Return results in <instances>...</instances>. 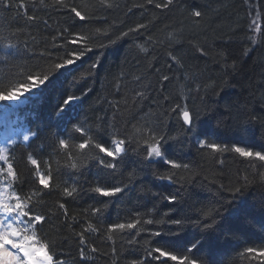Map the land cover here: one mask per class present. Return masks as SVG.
Masks as SVG:
<instances>
[{"label": "trees", "instance_id": "obj_1", "mask_svg": "<svg viewBox=\"0 0 264 264\" xmlns=\"http://www.w3.org/2000/svg\"><path fill=\"white\" fill-rule=\"evenodd\" d=\"M164 2L0 0V57L5 44L15 46L9 50L13 55L0 58V90L22 75L51 69L68 53L92 49L59 70L55 86L43 94L33 89L18 106L13 103L21 99L0 102V120L8 111L7 121L17 140L10 157L22 186L15 190L22 196L38 194L30 207L45 221L36 230L50 241L57 264H139L142 259L144 264H159L145 252L156 247L189 255L198 264H264L245 252L264 247V166L235 153L221 155L199 147V141L207 138L264 151V0H173L166 9L156 7ZM71 7L86 18L75 17ZM194 10L202 16L194 17ZM137 25L145 27L129 32ZM76 34L87 39L68 43ZM163 76L169 80L163 81ZM137 92L144 93L142 99ZM84 93L83 101L76 102L77 111L82 126L93 129L90 135L107 129L123 138L133 126H154L167 140L164 158L187 164L188 169L146 160L144 146L135 143L115 170L102 167L92 159L97 152L74 147L82 142L79 133H73L68 150L61 149L58 140L69 136L56 126L57 106L68 96ZM185 103L194 117L199 114L190 130L179 110L172 112L176 104ZM26 129L38 131L39 138L24 143ZM98 142L109 146L107 136ZM29 153L40 161L45 174L51 165L49 189L41 191L33 180L32 166L26 161ZM110 161L105 158V163ZM72 163L77 168H71ZM168 174L172 182L157 179ZM244 177L250 182L244 193L246 207L239 213L226 212L225 202L232 197L227 191L221 193L219 185L228 188ZM96 186L125 190L104 197L93 191ZM66 187L77 191L66 197ZM170 195H177L171 204L164 199ZM60 204L65 205L67 217ZM93 208L101 212L93 213ZM213 209L220 211L219 223L208 239L194 222L206 219L204 213ZM137 213L142 221L138 229H144L139 235L125 229L108 238L109 225L131 222ZM147 219L166 223L147 225L143 223ZM177 219L184 221L183 226L171 223ZM89 223L99 231H86L87 244L81 245L76 234ZM157 231L161 236L153 235ZM197 239L204 241L203 247L188 253ZM82 246L84 259L79 252Z\"/></svg>", "mask_w": 264, "mask_h": 264}, {"label": "snow or ice", "instance_id": "obj_2", "mask_svg": "<svg viewBox=\"0 0 264 264\" xmlns=\"http://www.w3.org/2000/svg\"><path fill=\"white\" fill-rule=\"evenodd\" d=\"M149 3L152 0H148ZM56 3H63V0H56ZM173 3V0H165L164 3L157 4L158 8H168ZM20 7H23L21 4ZM70 11L75 15V17L80 20H84L86 17L79 11L76 7H71ZM194 17H201L202 13L199 10H194L192 12ZM31 20H35V17H29ZM255 21L252 22V26H255ZM145 27L144 25H137L136 29H129V32L136 31L140 28ZM251 30V28H250ZM259 31V28H255ZM61 37L63 34H60ZM122 35L127 36L128 33H123ZM56 38L54 37L53 40ZM87 38L76 34V38L68 41L70 44H78L81 41H85ZM59 47H63L60 45ZM142 47V46H141ZM15 46L11 44L4 45V56L0 57L2 59L7 58L9 55H13L14 52L9 51L14 49ZM91 48H84L81 51H73L68 53V58H65L60 63H55L51 69L42 71L35 74L22 75L15 83H11L9 86L3 87L0 90V102L4 101H15L20 100L22 96L26 93H31L33 89L38 90L41 94L47 91L50 87H54L59 70L65 69L70 65H73L76 61L80 60L86 52L91 51ZM147 51L146 49H143ZM203 53V49H199ZM171 55V53L169 54ZM173 60H176L175 56H172ZM179 63V61H177ZM97 65H92L95 68ZM235 66V62H233ZM139 80V78H137ZM163 81H168V76L162 77ZM68 96L63 100L62 105L57 106L56 112V126L58 129L63 130L69 136V139L60 138L58 140V145L61 149L68 150L70 146V139L73 133H79L82 142L74 145V147L80 151L92 150L97 152V155L92 157L100 166L106 167L112 170L116 169V164L121 162L123 158L128 154L129 146L132 144L144 146L145 156L144 159L152 160H162L164 164L170 166L172 169H188L189 165L180 164L175 160H168L164 158L163 149L167 143L165 135H158L154 126H144L136 127L133 126L131 133H125L123 138H120V134L116 131H109L107 129H98L95 132V137L89 133L93 129L82 126L84 123L79 119V113L77 111V103L82 102L84 96ZM143 92H137L136 96L143 98ZM167 99V98H165ZM179 110V117L184 125L189 127L194 123V117L192 111L189 110L187 104H176L172 108V112ZM253 120L255 117L252 118ZM75 121V123H74ZM207 133L204 134L207 137ZM107 136V141L109 146H105V143L98 142L100 138ZM86 137V138H85ZM39 132L27 131L22 136L24 142H29L30 140L38 139ZM17 145V140L11 139L6 140L5 144L0 145V264H57L54 254L50 251V241L44 240L41 235L37 232V225L42 224L45 221V216L34 215L33 208L30 205L33 204V196L38 195L35 191L30 192L26 195H21L15 188L16 186H22L21 177L18 175L16 168L14 167L13 160L10 157V152L14 150ZM200 148H206L211 150L213 153L224 154V153H235L240 157L246 158L249 162L259 161L261 166H264V151H253L251 147L221 144L217 142H210L207 138H202L199 141ZM71 156V153H67ZM102 154V155H101ZM105 158H111V161L105 163ZM27 163L32 166V178L35 183L40 187L41 191L43 189L50 188V182L52 180L51 165L48 164V172L41 171L40 161L33 157L31 153L26 156ZM223 163V160H220ZM255 165L253 164V167ZM71 168H77L76 163L71 164ZM157 179L161 181L172 182L173 176L159 175ZM250 182L247 177H244L242 181L238 184L226 188L224 185H219L221 193L227 191L231 195V199L226 201L225 211L230 213H239L244 210L247 205V200L245 198V190ZM126 187V186H125ZM124 187L113 186V187H101L96 186L93 191L104 197H114L116 194L124 191ZM77 191L75 187L64 188L63 192L66 197H71ZM169 204L177 200V195H170L164 198ZM59 207L63 210L65 217H67V209L65 205L60 204ZM93 213H100L101 209L93 208ZM137 218L128 223H116L108 226L109 236L111 239V233L116 230H137L134 235H139L143 228L138 229V225H141L142 221L139 218V213L136 214ZM169 215V213H165ZM220 215L219 209H213L209 212L204 213L206 219L200 221H195L194 223L198 227H202L204 232L200 235L205 238L210 239L215 232L216 225L219 221L216 220V216ZM144 224L151 225L153 223L164 225L166 221L163 219L158 221H153L152 219H147L143 221ZM172 224L177 226H183L184 221L182 220H172ZM86 231L98 232L99 229L95 228L91 223L83 231L77 233V237L81 245H86L87 241L85 238ZM154 236H161V232L157 231L153 233ZM203 240L197 239L195 242L190 244V247L186 249L188 253H193V250L199 251L203 247ZM93 252L96 251L95 247L91 249ZM115 251V249H113ZM80 256L82 259L85 257V248L82 246L79 249ZM146 256L153 261L159 262V264H168V261L177 262V264H198L197 259L190 258L189 255L177 256L170 251H165L161 247L156 248H146ZM245 252L251 255L252 259H261L264 261V247L259 248H247ZM155 253V254H154ZM166 258V259H164ZM63 264V262H59ZM137 264V262H133ZM139 264H144L143 259Z\"/></svg>", "mask_w": 264, "mask_h": 264}, {"label": "bare ground", "instance_id": "obj_3", "mask_svg": "<svg viewBox=\"0 0 264 264\" xmlns=\"http://www.w3.org/2000/svg\"><path fill=\"white\" fill-rule=\"evenodd\" d=\"M166 159V158H165Z\"/></svg>", "mask_w": 264, "mask_h": 264}]
</instances>
